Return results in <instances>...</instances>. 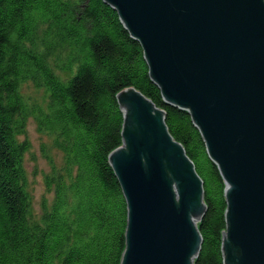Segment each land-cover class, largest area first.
<instances>
[{
	"label": "trees",
	"instance_id": "trees-1",
	"mask_svg": "<svg viewBox=\"0 0 264 264\" xmlns=\"http://www.w3.org/2000/svg\"><path fill=\"white\" fill-rule=\"evenodd\" d=\"M30 82L45 92L46 108L26 101ZM131 87L166 111L205 183L196 264H225L224 179L191 116L164 102L142 46L105 0H0V264H121L128 205L109 155L123 144L117 95ZM31 116L64 154L47 179L53 201L40 222L20 140Z\"/></svg>",
	"mask_w": 264,
	"mask_h": 264
},
{
	"label": "water",
	"instance_id": "water-1",
	"mask_svg": "<svg viewBox=\"0 0 264 264\" xmlns=\"http://www.w3.org/2000/svg\"><path fill=\"white\" fill-rule=\"evenodd\" d=\"M140 43L167 105L186 111L224 179L225 264H264V0H105ZM123 144L109 155L128 205L121 264H196L205 183L167 113L117 95Z\"/></svg>",
	"mask_w": 264,
	"mask_h": 264
},
{
	"label": "rangeland",
	"instance_id": "rangeland-1",
	"mask_svg": "<svg viewBox=\"0 0 264 264\" xmlns=\"http://www.w3.org/2000/svg\"><path fill=\"white\" fill-rule=\"evenodd\" d=\"M22 93L32 106L39 104L47 107L45 92L37 89L32 82L23 86ZM20 140L28 145L24 159L27 190L32 198L33 220L40 222L46 208L53 201V192L47 185V179L55 169L61 170L64 167V154L57 148L55 136L39 129L34 116L28 118L25 133Z\"/></svg>",
	"mask_w": 264,
	"mask_h": 264
},
{
	"label": "bare ground",
	"instance_id": "bare-ground-1",
	"mask_svg": "<svg viewBox=\"0 0 264 264\" xmlns=\"http://www.w3.org/2000/svg\"><path fill=\"white\" fill-rule=\"evenodd\" d=\"M161 109H162V108H161ZM162 110H164V109H162ZM164 111H165V110H164ZM165 112H166V111H165ZM183 146H184V145H183ZM184 147H185V146H184ZM185 149H186V148H185ZM188 156H189V155H188ZM111 167H112V166H111ZM112 169H113V167H112ZM201 221H202V220H201ZM201 221H200V222H201ZM200 222H199V224H200ZM198 226H199V225H198ZM199 230H200V228H199Z\"/></svg>",
	"mask_w": 264,
	"mask_h": 264
}]
</instances>
